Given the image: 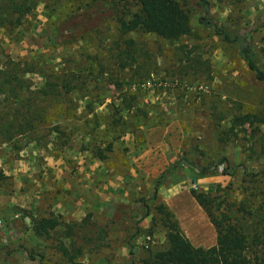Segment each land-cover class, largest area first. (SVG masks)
<instances>
[{
  "label": "rangeland",
  "instance_id": "1",
  "mask_svg": "<svg viewBox=\"0 0 264 264\" xmlns=\"http://www.w3.org/2000/svg\"><path fill=\"white\" fill-rule=\"evenodd\" d=\"M80 1L82 29L66 30L78 11L62 9L63 2L46 8L42 1L19 26L0 28V70L10 61L36 63L37 73L24 75L28 90L48 83L58 87L62 74L84 77L66 119L65 110L54 113L58 107L35 100L49 114L42 125L59 126L69 135L65 146L54 133L37 142L0 141V264H122L131 247L135 259L166 247L155 209L160 203L184 235L204 241L215 232L191 190L210 194L218 211L240 200L255 208L264 199V176L249 177L264 170V152L252 144L260 142L254 133L256 124L262 131L260 123L234 126L226 143L217 140L228 130L230 115L264 111V81L254 79L237 46L198 23L199 13L185 0L191 14L187 34L172 42L132 34L149 52L148 66L144 72H118L113 50L130 36L120 35L119 21L137 12V4ZM207 2L209 18L249 30L248 41L264 61V25H256L264 0ZM127 82L137 84L127 88ZM122 94L134 101L122 104ZM115 111L127 127L111 132L106 123ZM94 147L103 150L102 160ZM159 180L156 199L146 203L148 215L137 222L146 211L138 199L147 198ZM48 217L56 218L55 229L45 238L34 235V220ZM60 244L75 254L71 261Z\"/></svg>",
  "mask_w": 264,
  "mask_h": 264
},
{
  "label": "trees",
  "instance_id": "2",
  "mask_svg": "<svg viewBox=\"0 0 264 264\" xmlns=\"http://www.w3.org/2000/svg\"><path fill=\"white\" fill-rule=\"evenodd\" d=\"M40 1L44 2L46 8L49 5H57L58 2H63L62 9L68 8L69 12L80 11L79 15L77 12L76 21L69 24L66 30L71 32L76 27L82 29V2L80 0H76L73 6L72 0H0V28L10 29L19 26L26 17L33 15V11ZM134 1L138 6V11L133 13L129 19L119 21L120 35L130 36L124 37L120 45L117 44L114 47L112 59L118 72L131 68L138 72H144L145 67L148 66L150 54L146 49L135 44L134 38L131 37L132 34L140 32L172 42L187 34L190 26L191 14L190 10L185 7V0ZM188 1L192 2V7L199 13L197 22L209 29L222 41L236 45L237 54L244 61L247 69L252 72L254 79L264 81V61L259 58L248 41L249 30L218 23L209 18L207 0ZM256 25H264V13L258 17ZM37 71L36 63L34 64L33 60L29 62L10 61L0 70V141L19 142L24 139L26 142H37L42 135L54 133L57 140L61 142L60 145L65 146L69 135L59 126L48 125L44 127L42 125L46 123L49 114L43 111V107H38L37 102H48V104L54 105L56 109L58 107L54 113L65 110L62 119L70 117L73 111L72 107H69L71 95L82 92L84 77L80 73L62 74L56 77L58 87H51L48 83L30 91L28 90L30 83L28 79L24 78V75L37 73ZM119 81L120 79L115 80V85H118ZM125 84L127 88H130L137 83L127 82ZM59 88L61 91L58 90ZM27 95H30L33 101H28ZM132 101H134L133 96L122 94V104ZM50 117H54V114H51ZM229 119L228 130L217 136L219 143H226L223 141L228 139V135L234 126L252 125L258 122L262 126V131L256 124L254 133L256 141L260 142H252V144L258 152H264V111L260 114L230 115ZM92 120L95 126V114L92 115ZM106 126L107 130L113 132L116 131L114 129L127 127V122L121 113L115 111L114 114L110 115ZM38 131H40L39 134ZM110 146V143L106 145V151H109ZM91 151L97 159L102 160L104 158L102 149L94 147ZM223 161L226 163L224 159ZM215 166L213 164L208 168ZM208 168H201L198 171L201 172ZM172 169L173 166L171 165L166 170ZM256 175L264 176V170H256L249 177ZM3 178L4 175L0 171V180ZM158 182L160 180L153 184L147 198L138 199L137 203L142 204L146 211L137 218V222L148 215L146 203L156 199ZM190 195L214 229V245L208 248L194 247L187 239L188 237L182 233L173 214L164 204L160 203L155 206V209L158 214L157 220L165 231L166 247L162 250L148 252L146 256L140 259H135L131 247L128 259L122 264H264V199L255 208H247L245 203L240 200L237 204L231 203L228 205L229 207L225 206L221 211H218L217 208L213 207L214 198L210 194L191 190ZM152 221H156V218L153 217ZM57 224L58 222L54 217L41 218L34 220L32 230L34 235L45 238L50 231L55 229ZM140 231V228L136 226L135 235L139 234ZM58 247L68 261L74 258L75 254L72 255L65 246L60 244ZM28 258L34 259L32 255H29ZM38 260L42 263L41 256Z\"/></svg>",
  "mask_w": 264,
  "mask_h": 264
},
{
  "label": "crops",
  "instance_id": "3",
  "mask_svg": "<svg viewBox=\"0 0 264 264\" xmlns=\"http://www.w3.org/2000/svg\"><path fill=\"white\" fill-rule=\"evenodd\" d=\"M190 209V206L188 207ZM183 230V229H182ZM208 231V230H207ZM185 235L188 237L187 239L190 240L189 242L194 246V247H202V248H208L214 245L215 243V238L214 235L211 233L209 238L204 239V241H196L193 239V237H190L188 233H185ZM211 243V244H209Z\"/></svg>",
  "mask_w": 264,
  "mask_h": 264
},
{
  "label": "water",
  "instance_id": "4",
  "mask_svg": "<svg viewBox=\"0 0 264 264\" xmlns=\"http://www.w3.org/2000/svg\"><path fill=\"white\" fill-rule=\"evenodd\" d=\"M189 167L191 166L190 164H187Z\"/></svg>",
  "mask_w": 264,
  "mask_h": 264
}]
</instances>
